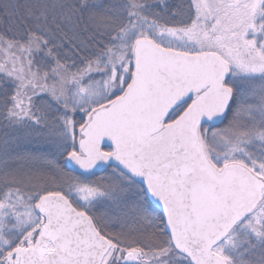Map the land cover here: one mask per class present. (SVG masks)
<instances>
[{
    "label": "snow or ice",
    "instance_id": "6c2138e0",
    "mask_svg": "<svg viewBox=\"0 0 264 264\" xmlns=\"http://www.w3.org/2000/svg\"><path fill=\"white\" fill-rule=\"evenodd\" d=\"M0 264H264V0H0Z\"/></svg>",
    "mask_w": 264,
    "mask_h": 264
}]
</instances>
